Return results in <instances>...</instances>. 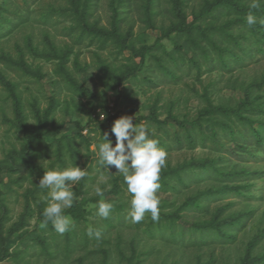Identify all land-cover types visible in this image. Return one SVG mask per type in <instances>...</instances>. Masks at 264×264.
<instances>
[{"label": "rangeland", "instance_id": "obj_1", "mask_svg": "<svg viewBox=\"0 0 264 264\" xmlns=\"http://www.w3.org/2000/svg\"><path fill=\"white\" fill-rule=\"evenodd\" d=\"M220 1L0 0V264H264V2L249 27ZM121 116L167 153L158 220L98 163ZM72 166L61 234L38 182Z\"/></svg>", "mask_w": 264, "mask_h": 264}, {"label": "clouds", "instance_id": "obj_2", "mask_svg": "<svg viewBox=\"0 0 264 264\" xmlns=\"http://www.w3.org/2000/svg\"><path fill=\"white\" fill-rule=\"evenodd\" d=\"M264 0H251L250 8L256 9ZM257 17L248 14L247 25L251 27L257 23ZM134 117L121 116L113 122L110 129L112 140L105 132L103 143L98 145V163L102 168L109 170L114 167L116 172L123 175L124 184L131 194L130 218L133 223H138L150 213L152 220L159 218L160 200L156 193L160 189L159 183L161 170L166 166L167 153L158 147L159 141L149 138V130L145 124H133ZM87 172L78 166H72L62 170H50L44 172L38 182V187L48 189L45 197L47 206L43 211V220L40 227H46L49 222L58 233H65L72 224V218L64 214L65 209L71 208L75 193L72 185L81 181ZM97 196H103L100 187L95 189ZM97 215L107 218L113 209V204L103 200L98 202ZM89 235L100 238L99 232H93L89 228Z\"/></svg>", "mask_w": 264, "mask_h": 264}, {"label": "trees", "instance_id": "obj_3", "mask_svg": "<svg viewBox=\"0 0 264 264\" xmlns=\"http://www.w3.org/2000/svg\"><path fill=\"white\" fill-rule=\"evenodd\" d=\"M172 7H173V10L177 16V18H179L180 20H182L184 22L185 20V15H184V11H183V7H184V0H172ZM213 8H224V9H227V11H232V12H235L236 14H239L241 16H245L247 14H249L250 12L254 13L256 10L255 9H252L250 7H245L244 5H240L239 2L237 0H222L220 2H218L216 5H213ZM212 10L214 9H207L205 10L204 12H211ZM85 11H81L78 13V15H80L81 17V22L84 21L85 19ZM3 18L1 17V14H0V22ZM244 23H246L245 21H243ZM84 25V28H87V25L85 23H83ZM43 211H44V208L43 207H39L38 208V215H39V219L40 221L43 220ZM81 212V209L78 205L74 204L72 205L71 208L69 209H66L64 211V214L65 215H68V216H73V217H78L79 214ZM48 225H51V223L49 222Z\"/></svg>", "mask_w": 264, "mask_h": 264}]
</instances>
